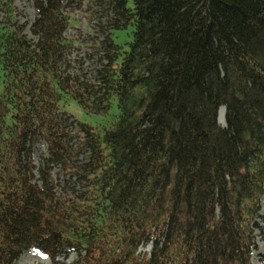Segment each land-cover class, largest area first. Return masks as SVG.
Masks as SVG:
<instances>
[{
  "label": "trees",
  "instance_id": "trees-1",
  "mask_svg": "<svg viewBox=\"0 0 264 264\" xmlns=\"http://www.w3.org/2000/svg\"><path fill=\"white\" fill-rule=\"evenodd\" d=\"M70 2L31 0L28 36L0 0V264L35 249L52 264L72 251V264H251L264 0H106L92 85L69 70ZM73 100L99 119L68 113ZM57 166L79 193L57 195Z\"/></svg>",
  "mask_w": 264,
  "mask_h": 264
},
{
  "label": "rangeland",
  "instance_id": "rangeland-1",
  "mask_svg": "<svg viewBox=\"0 0 264 264\" xmlns=\"http://www.w3.org/2000/svg\"><path fill=\"white\" fill-rule=\"evenodd\" d=\"M106 0H71L69 5L65 8L66 12H72L75 15V23L69 27L66 32V38L73 40L72 46L66 55L69 61V70L72 75L79 77L80 82L92 85L94 83L95 70L98 69L101 62H104L102 58L103 51L101 50V43L105 42L104 25L109 17V11L105 9ZM19 23L26 25V33L28 36H32L29 31V25L33 21L35 11L31 5V0H14ZM66 110L72 114L79 121L93 122L99 119L95 115L88 116L85 114L84 108L78 104L75 100L70 101ZM74 117H70L69 121L74 124L72 131L76 134L75 127L77 122ZM218 123L219 122V110H218ZM47 153L46 146L40 144L35 146L33 154V163L38 166L40 155ZM82 158V156H81ZM52 179L57 184V195H63L64 191H70V187L75 192H80L81 187L77 184L76 176L70 177L67 181V176L63 174V171L59 166L53 168L51 173ZM260 214L264 215V198L261 201ZM255 248L250 253L251 264H263L260 255L264 252V238L261 236L258 230H255ZM151 248V244L140 246L139 253L147 252ZM78 255L72 251L67 258H57L59 263L72 264ZM52 264L51 260L43 255L38 250H31L23 253L17 260L16 264Z\"/></svg>",
  "mask_w": 264,
  "mask_h": 264
},
{
  "label": "bare ground",
  "instance_id": "bare-ground-1",
  "mask_svg": "<svg viewBox=\"0 0 264 264\" xmlns=\"http://www.w3.org/2000/svg\"><path fill=\"white\" fill-rule=\"evenodd\" d=\"M219 122H221L222 124L224 123V109L220 108L219 110Z\"/></svg>",
  "mask_w": 264,
  "mask_h": 264
}]
</instances>
